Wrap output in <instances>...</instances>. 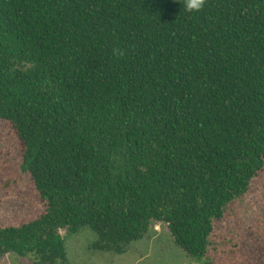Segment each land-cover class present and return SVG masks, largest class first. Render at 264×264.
Instances as JSON below:
<instances>
[{"label":"trees","instance_id":"16d2710c","mask_svg":"<svg viewBox=\"0 0 264 264\" xmlns=\"http://www.w3.org/2000/svg\"><path fill=\"white\" fill-rule=\"evenodd\" d=\"M18 154L41 211L0 217V261L65 264L60 228L122 253L164 222L250 264L211 237L264 167V0H0V163Z\"/></svg>","mask_w":264,"mask_h":264},{"label":"rangeland","instance_id":"374dc122","mask_svg":"<svg viewBox=\"0 0 264 264\" xmlns=\"http://www.w3.org/2000/svg\"><path fill=\"white\" fill-rule=\"evenodd\" d=\"M20 154L8 164L0 163V217L5 223H16L41 211L29 176L20 170ZM264 214V167L250 183L249 191L227 208L222 220L215 222L212 242L229 237L236 251L245 253L250 264H264V241L252 227ZM66 252L65 264H206L207 257L194 259L178 244L164 222H154L146 234L132 241L122 253L92 249L97 234L89 227L67 233L60 228ZM212 247L209 246L208 252ZM208 253V254H209ZM34 256L14 253L5 255L0 264H33Z\"/></svg>","mask_w":264,"mask_h":264},{"label":"clouds","instance_id":"9594fccd","mask_svg":"<svg viewBox=\"0 0 264 264\" xmlns=\"http://www.w3.org/2000/svg\"><path fill=\"white\" fill-rule=\"evenodd\" d=\"M205 0H185V8L188 11H199L204 6Z\"/></svg>","mask_w":264,"mask_h":264}]
</instances>
